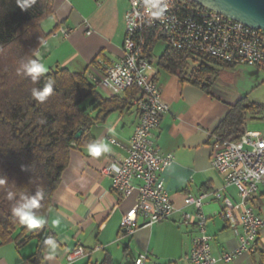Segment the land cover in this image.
Here are the masks:
<instances>
[{"label":"crops","instance_id":"0c3cea01","mask_svg":"<svg viewBox=\"0 0 264 264\" xmlns=\"http://www.w3.org/2000/svg\"><path fill=\"white\" fill-rule=\"evenodd\" d=\"M127 7L128 0H53L52 13L41 22L42 31L47 36L36 48L39 62H47L49 70L60 66L70 71H84L91 79L101 77L104 69L122 56L123 18ZM60 28L66 29L68 34H62ZM55 31L56 36H51ZM166 48L163 40L154 43L148 71L168 104L158 128L153 132V141L160 152L172 154V161L160 176L174 206L173 212L150 225H144L145 218L137 215L131 236L120 233L121 216L135 204L137 191L120 197L111 191V180L101 173V168L109 160L126 155L129 136L139 119L133 101L132 106L113 111L104 122L90 128L92 142L107 143V152L100 157H92L85 150L88 143L71 150L69 163L45 216L44 225L54 234L58 250L52 257L43 252L39 264H134L137 255L142 253L149 261L160 264H189L186 256L197 229L193 223L183 222L182 213H193L194 207L182 200L187 194L197 196L201 192L208 193L202 214L206 217L210 253L218 258L222 253L235 252L231 261L218 260L216 264H264V228L258 234L256 252H236L241 228L238 223L233 225L220 215L223 203L214 197V193L220 192L233 203L241 199L237 188L225 182L224 176L211 167L210 160L215 138L213 133L225 117L228 106L262 82L264 72L256 66H222L205 61L210 69L200 82L209 85V92H206L191 82V68L202 60L197 56L190 59L185 68V79L180 80L158 65L159 56ZM235 81H242L245 85H234L227 92L223 91L221 86ZM97 89L103 96L112 95L103 87L98 86ZM214 89L218 90L217 94ZM113 138L115 143L110 140ZM247 204L256 213L264 214L262 183L258 184V193ZM57 217L61 224L52 227L51 221ZM20 229L14 231L11 241L3 243L0 240V264H31L37 239L18 247L15 237ZM77 246L83 247L85 254L72 261L66 259Z\"/></svg>","mask_w":264,"mask_h":264},{"label":"built area","instance_id":"2783aa9c","mask_svg":"<svg viewBox=\"0 0 264 264\" xmlns=\"http://www.w3.org/2000/svg\"><path fill=\"white\" fill-rule=\"evenodd\" d=\"M168 8L162 19L150 16L145 0H128L124 13L125 33L122 56L119 61L107 66L101 77H92L96 86L111 94H119L135 85L140 90L134 100L139 119L135 123L126 155L111 159L101 168L109 176L111 191L120 197L137 191V200L120 219V233L130 235L136 226L137 215L145 218L144 225L159 222L174 210L164 186L162 170L172 161L171 153L156 149L153 132L158 128L168 104L155 80L150 76V64L144 56L149 42L160 37L175 50H190L203 53L228 64L253 66L264 72V30L248 27L220 12L207 7L191 5L185 0H165ZM59 31L67 35L68 31ZM90 30L87 29V33ZM57 31L51 36H56ZM236 140L215 136L212 143L211 167L221 173L227 184L238 190L240 202L233 203L220 192L214 197L222 200L220 215L232 224L240 226L236 252L254 253L257 237L264 228V214H258L247 204L258 193V184L264 185V132L245 130ZM115 143L114 138L110 139ZM207 192L197 196L187 194L184 204L194 207L193 213H182L184 223H193L197 229L192 237L191 250L186 256L189 264H216L218 260L231 261L235 252L222 253L218 258L211 252L210 237L206 233V217L202 205ZM236 214V217H235ZM85 254L77 246L67 254L69 261ZM134 264H160L149 261L145 253L137 255Z\"/></svg>","mask_w":264,"mask_h":264},{"label":"trees","instance_id":"16d2710c","mask_svg":"<svg viewBox=\"0 0 264 264\" xmlns=\"http://www.w3.org/2000/svg\"><path fill=\"white\" fill-rule=\"evenodd\" d=\"M185 1L198 6L191 0ZM52 2L36 0L28 10H22L17 0H0V180L5 181L0 183V240L11 241L19 227L15 237L18 247L37 239L31 264L40 263L45 241L54 234L46 225L33 230L21 226L13 209H24L35 198L38 206L32 212L46 216L71 150L92 142L89 137L92 125L104 122L113 111L132 106L140 94L138 86L133 85L121 94L103 96L84 71H70L66 67L55 66L35 80L26 73L27 64L39 62L36 48L47 36L41 22L52 13ZM159 40L162 39L153 38L145 50L144 56L149 61L153 45ZM196 56L202 61L191 68V82L209 92V85L200 82L210 69L205 61L222 66L231 64L167 45L158 65L184 80L187 63ZM50 79L55 81L52 93L43 102L36 100L33 89L42 90ZM228 107L213 133L227 140H236L243 134L247 112L264 111L246 96ZM78 131L82 133L76 138Z\"/></svg>","mask_w":264,"mask_h":264},{"label":"clouds","instance_id":"9594fccd","mask_svg":"<svg viewBox=\"0 0 264 264\" xmlns=\"http://www.w3.org/2000/svg\"><path fill=\"white\" fill-rule=\"evenodd\" d=\"M36 0H17L18 6L22 10H28ZM148 9H152L150 12V16L153 19H162L164 17L165 11L168 8V4L165 0H145ZM55 19V17H52ZM47 62H37L31 61L29 64L25 66V71L27 74L31 75L33 80L37 78V76L41 73L48 72ZM55 83L53 80H48L42 90L33 89V97L43 102L47 99V97L52 93V85ZM85 150L92 157H100L102 153H105L109 150V145L104 142H90L85 146ZM4 180H0V183H4ZM39 195V193H38ZM38 206V200L32 199L31 203L24 209H13L14 215L18 216L19 224L21 226L27 225V229L31 230L34 228H39L41 225L46 223V217L44 215H37L32 212V208ZM52 227H58L61 224L59 217L52 219L51 221ZM45 249L44 253L48 257H52L57 253L58 246L54 238H49L45 241Z\"/></svg>","mask_w":264,"mask_h":264},{"label":"water","instance_id":"95a60500","mask_svg":"<svg viewBox=\"0 0 264 264\" xmlns=\"http://www.w3.org/2000/svg\"><path fill=\"white\" fill-rule=\"evenodd\" d=\"M248 27L264 30V0H191ZM81 131L75 137L81 135Z\"/></svg>","mask_w":264,"mask_h":264},{"label":"rangeland","instance_id":"374dc122","mask_svg":"<svg viewBox=\"0 0 264 264\" xmlns=\"http://www.w3.org/2000/svg\"><path fill=\"white\" fill-rule=\"evenodd\" d=\"M234 85L242 87L245 85V83H243L242 81H235L231 83L228 82L221 87L224 89L223 91L227 92V90H229V88L233 87ZM219 90L221 89L219 88ZM213 91L216 94L218 93L217 89H214ZM246 99L250 102L257 103L258 105H261L264 108V80L255 85V87H253L251 91L248 92V94L246 95ZM245 119V128L247 130H257L261 132L264 131V111H261L257 114H251L247 112Z\"/></svg>","mask_w":264,"mask_h":264}]
</instances>
